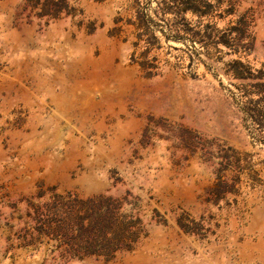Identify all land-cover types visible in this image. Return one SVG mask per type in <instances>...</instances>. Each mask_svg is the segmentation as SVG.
<instances>
[{
  "label": "rangeland",
  "instance_id": "1",
  "mask_svg": "<svg viewBox=\"0 0 264 264\" xmlns=\"http://www.w3.org/2000/svg\"><path fill=\"white\" fill-rule=\"evenodd\" d=\"M0 264H264V0H0Z\"/></svg>",
  "mask_w": 264,
  "mask_h": 264
}]
</instances>
